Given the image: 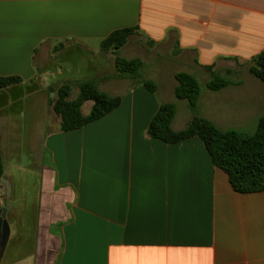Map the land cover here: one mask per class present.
<instances>
[{
  "label": "crops",
  "instance_id": "obj_1",
  "mask_svg": "<svg viewBox=\"0 0 264 264\" xmlns=\"http://www.w3.org/2000/svg\"><path fill=\"white\" fill-rule=\"evenodd\" d=\"M125 29L135 33L121 51L141 45L145 55L132 59L143 61L155 93L117 79L114 66L106 73L101 43ZM81 50L98 65L86 79L122 101L101 120L62 132L51 89L59 76L79 74L78 64L58 71L47 61ZM262 52L264 0H0V77L22 80L0 91V210L13 242L6 262L0 231V264H264V192H236L198 137L166 144L148 135L163 103L177 104L174 130L192 118L179 111L178 73L247 68ZM232 82L202 93L199 115L223 130L257 126L262 102L244 98L222 119L211 110L216 95L244 92L243 77ZM36 109L46 130L41 160L25 169L13 162L33 140L36 121L23 120Z\"/></svg>",
  "mask_w": 264,
  "mask_h": 264
},
{
  "label": "trees",
  "instance_id": "obj_2",
  "mask_svg": "<svg viewBox=\"0 0 264 264\" xmlns=\"http://www.w3.org/2000/svg\"><path fill=\"white\" fill-rule=\"evenodd\" d=\"M134 33L135 29L116 31L102 41L101 49L106 52L113 50L117 79L128 78L136 83L135 85H143L149 92L155 93L156 84L141 75L143 61L139 58L126 59L119 53ZM204 69L210 76V81L205 85L209 91L219 92L233 83L230 78L217 72L214 66ZM247 71L264 83V52L251 60L247 65ZM175 78L177 81L175 98L188 103L192 118L184 129L174 130L173 121L178 112L177 104L163 103L149 124L148 135L166 144H177L198 137L204 143L214 166L227 174L236 192L241 194L264 192V116L259 119L253 134L236 129L223 130L198 113L203 88L197 77L181 72ZM21 83L19 77H0V91ZM71 92L70 84H64L57 90L51 89L56 98L50 99V104L55 114L61 118L62 132L76 131L101 120L118 109L122 101L120 96H110L101 91L93 80L80 83L79 94L75 99H71ZM88 102H92L93 105L89 114L84 115L82 110ZM3 174L0 141V179Z\"/></svg>",
  "mask_w": 264,
  "mask_h": 264
},
{
  "label": "rangeland",
  "instance_id": "obj_3",
  "mask_svg": "<svg viewBox=\"0 0 264 264\" xmlns=\"http://www.w3.org/2000/svg\"><path fill=\"white\" fill-rule=\"evenodd\" d=\"M96 50H99L98 46H95ZM130 48V47H129ZM71 51V50H70ZM143 51V52H142ZM100 55L99 57L102 59H105L108 63V69L106 70V73L109 74L110 76H112L113 72H114V67H115V55L113 53V50H109V51H103L102 49H100ZM92 54H94L93 51H91ZM120 55L123 58L126 59H132L134 56H142L145 55L144 50L141 48V45L138 44V47H134V48H130L129 50H124L123 51H119ZM143 54V55H142ZM49 58V57H48ZM58 61L59 62H55L57 64H53L54 61L53 59H48L47 63L48 65L59 70H63L65 65V62L69 65L72 66L73 64H78V69L77 71L79 72V74L76 72V74L72 75V74H68V75H63L62 77H58L54 82H53V89L57 90L58 88H60L61 86H63L64 84H70L72 86V92H71V99H75V97H77L78 93H79V85L81 82L88 80L86 78H88V76L85 74V72H88L90 66L91 68L93 67H98V65L94 64V56L89 54L88 52L81 50L78 51L77 53H72V54H68V56L66 57H62L59 55ZM55 60V59H54ZM99 60V59H98ZM93 61V62H91ZM92 65H91V64ZM63 65V66H62ZM114 66V67H113ZM66 68V67H65ZM219 68H221V73L225 76L226 74H228V72H231V74H228V78H230L231 81H238L239 78L243 77L245 86L243 87V91L242 93H237V92H232V93H228L225 96H218L216 95L215 98L212 100V104H211V110L214 112H216V115L218 117H220V112H227L230 113V111H236V108L238 107V103L240 100L245 99L246 105L253 106L257 104L258 102H262L261 103V108H262V114H264V83H262L261 81L257 80L256 78H254L253 76H251L250 74H248L247 68L246 66H240V65H236L234 63L232 64H225V65H221L219 66ZM67 69V68H66ZM57 73V72H55ZM57 76V75H56ZM201 85H202V93L204 95L206 94H211L212 91H209L206 86L205 83L209 80V76L207 75H198L197 76ZM210 92V93H209ZM52 95V94H51ZM53 98H56V94H54ZM92 104V102L87 103L84 107H83V112H87L89 111L90 105ZM257 106V105H256ZM179 111L181 114L185 115V114H192L189 107H188V103L186 101H182L179 103ZM34 112L36 113V116H32V115H28L26 116V119H24L23 121H25V124L27 125H31L34 121H36V129L33 130L32 127L30 126V130L31 134L33 131H35V135L31 138L33 140H31L30 138H28L29 142L28 144L25 143L24 145L22 144V154L20 155V160L19 162H17L18 160H16L15 162H13L15 165H20L22 168L28 169L30 168L29 165H32L35 161L38 162V160H41L40 157V142L43 139V135H45L46 130H44V132L40 129V126H42L43 121L40 119V117L38 116L41 113L40 109H36L34 110ZM222 119V117H220ZM40 119V120H39ZM39 122H42L41 124H39ZM52 127V126H51ZM257 129V126L255 123H251L247 128L245 129H240L239 131L243 132V133H247V134H253ZM24 142V140H23ZM22 161V162H21ZM5 249H8L5 261L7 262L9 260V258L12 257V250H13V242H11L10 244H7Z\"/></svg>",
  "mask_w": 264,
  "mask_h": 264
},
{
  "label": "water",
  "instance_id": "obj_4",
  "mask_svg": "<svg viewBox=\"0 0 264 264\" xmlns=\"http://www.w3.org/2000/svg\"><path fill=\"white\" fill-rule=\"evenodd\" d=\"M0 231L2 232V251H4L10 237V226L7 220V210H0Z\"/></svg>",
  "mask_w": 264,
  "mask_h": 264
},
{
  "label": "built area",
  "instance_id": "obj_5",
  "mask_svg": "<svg viewBox=\"0 0 264 264\" xmlns=\"http://www.w3.org/2000/svg\"><path fill=\"white\" fill-rule=\"evenodd\" d=\"M0 203H2V199L0 198Z\"/></svg>",
  "mask_w": 264,
  "mask_h": 264
}]
</instances>
